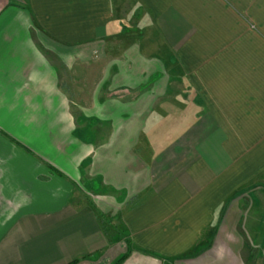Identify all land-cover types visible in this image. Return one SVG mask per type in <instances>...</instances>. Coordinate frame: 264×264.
Segmentation results:
<instances>
[{
    "label": "crops",
    "instance_id": "1",
    "mask_svg": "<svg viewBox=\"0 0 264 264\" xmlns=\"http://www.w3.org/2000/svg\"><path fill=\"white\" fill-rule=\"evenodd\" d=\"M23 1L0 0V264H264V0H143L157 50L107 42L117 0ZM108 48L109 90L77 117L58 60ZM158 72L201 100L172 155L139 138Z\"/></svg>",
    "mask_w": 264,
    "mask_h": 264
},
{
    "label": "rangeland",
    "instance_id": "2",
    "mask_svg": "<svg viewBox=\"0 0 264 264\" xmlns=\"http://www.w3.org/2000/svg\"><path fill=\"white\" fill-rule=\"evenodd\" d=\"M9 1L10 5L18 3L24 4L23 0L21 2L18 0ZM116 5V22H119L120 29L114 33L112 32L107 42L109 44L114 43L115 46L120 43L123 45L138 43L139 45L144 46L143 44L152 40L153 46H155L157 44L154 42L155 33L153 32L149 13L146 11V3L143 0H117ZM158 47L160 51L159 53H161L162 46L160 43L158 44ZM153 50H157V47H153ZM101 52L102 51L98 50L94 52V59L99 61L93 63H83L79 60L81 57H86V55L81 56V54H89L85 52V50L82 52L74 50V63L72 65L70 62L66 63L64 60L62 62L58 60V69L62 76V82L64 83L63 90L70 102V111L73 114L75 113L77 117L80 116L79 113L82 111L81 109L83 107L92 105L94 96H96L97 93L101 96L104 90H109L110 82L108 79L110 77V70L106 65L108 64L107 62L109 58H119V52L110 50L109 48L106 50V54L102 55ZM64 57L67 60L73 58L72 55L68 54L64 55ZM162 75L163 73L161 72L155 73L143 84L145 87H152L158 78L160 79L158 80L160 83L158 84L159 88H157V91L163 92V87L168 86V95H164L165 98L159 99L154 118L150 116L148 117V122L152 121L155 124H149V130H144L139 138H142L143 144L145 142L147 151L153 148L156 149V147L151 146V144H158V151H166L172 155V148L180 146L182 141H184L183 139H187V134H189L190 130L187 128L188 126H186V123L188 122L187 120L191 119V123L197 120L198 111L201 110L198 103L201 100L186 80H183L181 77H172L170 83L166 85V83L162 84ZM154 76L155 78H153ZM106 78L107 80L105 81ZM165 91L166 90H164V92ZM124 102L128 104L127 99H125ZM150 118L152 120H150ZM167 124H169L170 130L167 127ZM183 124H185L184 127ZM152 126L153 130H151ZM107 127V124H100L96 128L94 133L99 139L105 138L109 133ZM191 135H193V131L191 132ZM88 138L92 137L89 136ZM144 148L140 147L139 149H141L142 152L144 151ZM70 150H73V148L71 147ZM181 152L182 150L180 149V152L174 153L179 156ZM91 155L93 154H88V157ZM72 188H74L73 185ZM85 189L84 191H86ZM78 197L79 196L77 195V199ZM102 219H104L105 222L109 221L108 228L111 239L115 237L121 240L124 239V242L128 246L129 241L124 232L126 230L117 223L115 216L106 214L102 216ZM106 263L107 261L104 259L99 261V264ZM107 264H112V262Z\"/></svg>",
    "mask_w": 264,
    "mask_h": 264
},
{
    "label": "trees",
    "instance_id": "3",
    "mask_svg": "<svg viewBox=\"0 0 264 264\" xmlns=\"http://www.w3.org/2000/svg\"><path fill=\"white\" fill-rule=\"evenodd\" d=\"M123 259H125V255L122 256V257L117 261V263H120Z\"/></svg>",
    "mask_w": 264,
    "mask_h": 264
}]
</instances>
